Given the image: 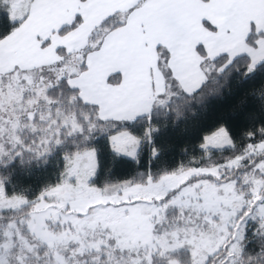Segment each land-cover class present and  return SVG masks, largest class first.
I'll use <instances>...</instances> for the list:
<instances>
[{"label": "snow or ice", "instance_id": "snow-or-ice-1", "mask_svg": "<svg viewBox=\"0 0 264 264\" xmlns=\"http://www.w3.org/2000/svg\"><path fill=\"white\" fill-rule=\"evenodd\" d=\"M0 264H264V0H0Z\"/></svg>", "mask_w": 264, "mask_h": 264}]
</instances>
